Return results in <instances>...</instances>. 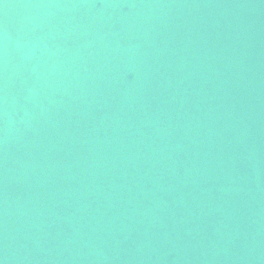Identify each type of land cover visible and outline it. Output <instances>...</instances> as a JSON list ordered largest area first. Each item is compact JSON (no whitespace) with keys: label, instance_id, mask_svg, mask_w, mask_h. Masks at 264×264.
<instances>
[{"label":"water","instance_id":"1","mask_svg":"<svg viewBox=\"0 0 264 264\" xmlns=\"http://www.w3.org/2000/svg\"><path fill=\"white\" fill-rule=\"evenodd\" d=\"M3 264H264V0H0Z\"/></svg>","mask_w":264,"mask_h":264},{"label":"snow or ice","instance_id":"2","mask_svg":"<svg viewBox=\"0 0 264 264\" xmlns=\"http://www.w3.org/2000/svg\"><path fill=\"white\" fill-rule=\"evenodd\" d=\"M0 264H3V261H0Z\"/></svg>","mask_w":264,"mask_h":264}]
</instances>
